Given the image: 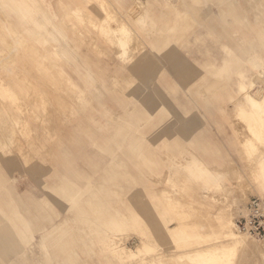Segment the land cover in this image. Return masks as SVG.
Returning a JSON list of instances; mask_svg holds the SVG:
<instances>
[{
	"label": "rangeland",
	"instance_id": "obj_1",
	"mask_svg": "<svg viewBox=\"0 0 264 264\" xmlns=\"http://www.w3.org/2000/svg\"><path fill=\"white\" fill-rule=\"evenodd\" d=\"M0 81V264H264V0H0Z\"/></svg>",
	"mask_w": 264,
	"mask_h": 264
},
{
	"label": "built area",
	"instance_id": "obj_2",
	"mask_svg": "<svg viewBox=\"0 0 264 264\" xmlns=\"http://www.w3.org/2000/svg\"><path fill=\"white\" fill-rule=\"evenodd\" d=\"M237 229L249 236L264 237V200L258 197L249 198L244 214L235 220Z\"/></svg>",
	"mask_w": 264,
	"mask_h": 264
},
{
	"label": "bare ground",
	"instance_id": "obj_3",
	"mask_svg": "<svg viewBox=\"0 0 264 264\" xmlns=\"http://www.w3.org/2000/svg\"><path fill=\"white\" fill-rule=\"evenodd\" d=\"M122 27V25L119 27V28H121ZM119 28H115L114 30L117 32V30L119 29ZM123 29H124V26L122 27ZM126 30H129V28L128 29H126ZM131 31V30H130ZM115 32V33H116ZM46 33H48V32H46ZM114 33V34H115ZM119 34V33H118ZM126 36V35H125ZM34 60V59H33ZM11 61V60H10ZM15 62V61H14ZM12 63V64H15V63ZM8 69V68H7ZM17 70H19V69H17ZM16 72V71H15ZM17 73V72H16ZM4 74V73H3ZM42 76V75H41ZM18 77V76H17ZM43 77V76H42ZM8 78V77H7ZM19 78V77H18ZM5 85V84H4ZM30 87V86H29ZM8 90L7 89H4L3 88V85H2V83H1V81H0V95H3L2 93H6ZM9 92V91H8ZM247 92V91H246ZM250 92H248V94L246 95L247 97H251L250 96V94H249ZM8 95V94H7ZM28 95V94H27ZM30 96V95H29ZM256 96V95H255ZM17 97V96H16ZM254 97V96H253ZM13 98V97H12ZM256 100V99H255ZM58 101V100H57ZM264 101V100H263ZM262 102V101H261ZM262 103H264V102H262ZM2 117V116H1ZM3 119V118H2ZM2 127V126H1ZM19 128V127H18ZM8 136V135H7ZM8 138V137H7ZM10 138V137H9ZM2 147V146H1ZM237 172V171H236ZM228 176V175H227ZM189 179V178H188ZM183 180V179H182ZM258 181V180H257ZM183 182V181H182ZM181 182V183H182ZM261 183V182H260ZM186 184V183H185ZM257 184H258V182H257ZM256 184V185H257ZM177 186V185H176ZM178 188H179V186H178ZM184 191V190H183ZM178 201V200H177ZM176 201V202H177ZM186 203H187V201H185ZM188 205V207H189V204H187ZM195 205V204H194ZM191 206H193V205H191ZM204 216H207V215H204ZM206 218V217H205ZM205 218H203V219H205ZM220 223V224H219ZM219 227H220V232L219 233H221V235L222 236H224L225 237V239H226V241H227V243L230 245V246H232L233 247V249L235 250V249H240V250H247V249H252L254 246V244H253V242H251V240H249L248 238H246L245 237V233H243L242 234V232H240L238 229H237V227L235 226V223L234 222H232L231 221V218H229V215H228V217H226V218H219ZM234 224V225H233ZM234 226V227H233ZM218 229V228H217ZM219 230V229H218ZM92 236V235H91ZM139 245V244H138ZM144 244H142V246H140V247H138V252L137 253H140L141 251H143V248L145 247V246H143ZM256 245V244H255ZM258 246V245H257ZM263 246V245H262ZM126 247V246H125ZM261 248V247H260ZM262 249H263V247H262ZM239 251V250H238ZM251 252H252V250H251ZM137 255V254H136ZM138 258H139V256H138ZM146 259V258H145Z\"/></svg>",
	"mask_w": 264,
	"mask_h": 264
},
{
	"label": "crops",
	"instance_id": "obj_4",
	"mask_svg": "<svg viewBox=\"0 0 264 264\" xmlns=\"http://www.w3.org/2000/svg\"><path fill=\"white\" fill-rule=\"evenodd\" d=\"M143 63H146L144 59H143V61L142 60H139L137 62V64H136L137 69H140V66ZM247 94H248V91L247 92L244 91L243 98L247 101V103L250 105V107L253 108L254 110L258 111V112L260 111L261 113H263L264 112V107H262V102H263L264 95H262V97L260 99H256V100H255V97H253L252 95H250L251 97L248 100V97L246 96ZM240 109H242V107H240ZM248 140H250V139H248ZM41 239H43V237Z\"/></svg>",
	"mask_w": 264,
	"mask_h": 264
}]
</instances>
